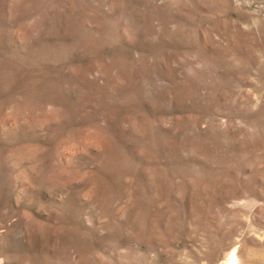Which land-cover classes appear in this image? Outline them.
<instances>
[{
    "label": "rangeland",
    "instance_id": "1",
    "mask_svg": "<svg viewBox=\"0 0 264 264\" xmlns=\"http://www.w3.org/2000/svg\"><path fill=\"white\" fill-rule=\"evenodd\" d=\"M264 264V0H0V264Z\"/></svg>",
    "mask_w": 264,
    "mask_h": 264
},
{
    "label": "bare ground",
    "instance_id": "2",
    "mask_svg": "<svg viewBox=\"0 0 264 264\" xmlns=\"http://www.w3.org/2000/svg\"><path fill=\"white\" fill-rule=\"evenodd\" d=\"M227 264H237V255H236V251H232Z\"/></svg>",
    "mask_w": 264,
    "mask_h": 264
}]
</instances>
